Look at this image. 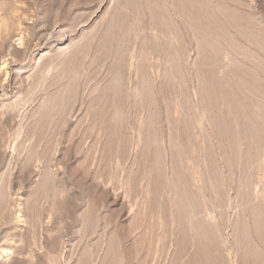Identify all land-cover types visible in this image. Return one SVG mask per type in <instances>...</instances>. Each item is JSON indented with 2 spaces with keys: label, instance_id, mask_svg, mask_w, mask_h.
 <instances>
[{
  "label": "rangeland",
  "instance_id": "1",
  "mask_svg": "<svg viewBox=\"0 0 264 264\" xmlns=\"http://www.w3.org/2000/svg\"><path fill=\"white\" fill-rule=\"evenodd\" d=\"M0 264H264V0H0Z\"/></svg>",
  "mask_w": 264,
  "mask_h": 264
},
{
  "label": "bare ground",
  "instance_id": "2",
  "mask_svg": "<svg viewBox=\"0 0 264 264\" xmlns=\"http://www.w3.org/2000/svg\"><path fill=\"white\" fill-rule=\"evenodd\" d=\"M19 39H21V37L19 38ZM60 52V51H59ZM53 53V52H52ZM67 53V52H66ZM60 55V54H59ZM61 55H63V54H61ZM20 70V69H19ZM19 213V212H18ZM19 215H20V213H19ZM23 219V218H22ZM17 220V219H16ZM21 222V221H20ZM8 251H10V250H6V249H3V251H1V254L2 255H4V254H8Z\"/></svg>",
  "mask_w": 264,
  "mask_h": 264
}]
</instances>
